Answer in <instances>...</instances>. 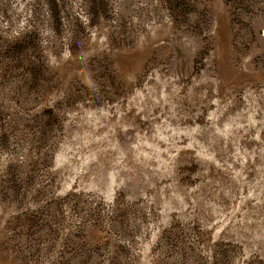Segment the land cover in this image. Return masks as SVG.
Listing matches in <instances>:
<instances>
[{
	"label": "rangeland",
	"instance_id": "rangeland-1",
	"mask_svg": "<svg viewBox=\"0 0 264 264\" xmlns=\"http://www.w3.org/2000/svg\"><path fill=\"white\" fill-rule=\"evenodd\" d=\"M264 0H0V264H264Z\"/></svg>",
	"mask_w": 264,
	"mask_h": 264
},
{
	"label": "water",
	"instance_id": "water-1",
	"mask_svg": "<svg viewBox=\"0 0 264 264\" xmlns=\"http://www.w3.org/2000/svg\"><path fill=\"white\" fill-rule=\"evenodd\" d=\"M261 33H262V35H264V30H262V32H261Z\"/></svg>",
	"mask_w": 264,
	"mask_h": 264
}]
</instances>
